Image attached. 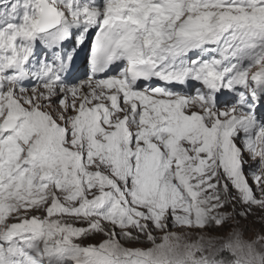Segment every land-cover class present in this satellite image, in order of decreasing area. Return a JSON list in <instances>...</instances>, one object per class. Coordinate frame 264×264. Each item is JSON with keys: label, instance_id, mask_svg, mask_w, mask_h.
Listing matches in <instances>:
<instances>
[{"label": "snow or ice", "instance_id": "1", "mask_svg": "<svg viewBox=\"0 0 264 264\" xmlns=\"http://www.w3.org/2000/svg\"><path fill=\"white\" fill-rule=\"evenodd\" d=\"M0 264H264V0H0Z\"/></svg>", "mask_w": 264, "mask_h": 264}]
</instances>
